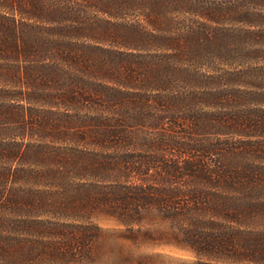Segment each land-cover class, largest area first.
<instances>
[{
	"label": "trees",
	"instance_id": "trees-1",
	"mask_svg": "<svg viewBox=\"0 0 264 264\" xmlns=\"http://www.w3.org/2000/svg\"><path fill=\"white\" fill-rule=\"evenodd\" d=\"M99 218L264 264V0H0V264H85Z\"/></svg>",
	"mask_w": 264,
	"mask_h": 264
},
{
	"label": "rangeland",
	"instance_id": "rangeland-1",
	"mask_svg": "<svg viewBox=\"0 0 264 264\" xmlns=\"http://www.w3.org/2000/svg\"><path fill=\"white\" fill-rule=\"evenodd\" d=\"M101 231L90 242L92 257L85 264H193L191 253L153 241L125 239L121 226L99 218Z\"/></svg>",
	"mask_w": 264,
	"mask_h": 264
}]
</instances>
